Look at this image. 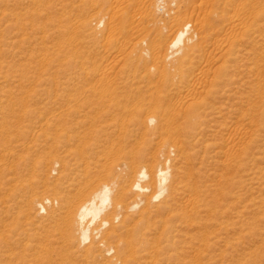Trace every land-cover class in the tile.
Returning <instances> with one entry per match:
<instances>
[{
    "label": "rangeland",
    "instance_id": "374dc122",
    "mask_svg": "<svg viewBox=\"0 0 264 264\" xmlns=\"http://www.w3.org/2000/svg\"><path fill=\"white\" fill-rule=\"evenodd\" d=\"M137 1L0 0V264H102L67 240L66 223L51 218L50 208L27 210L26 201L34 194L40 199L63 197L64 166L55 167L54 162L69 163L71 168L77 159L67 154L77 144L49 127L48 120L70 104L97 108L102 78L113 92L122 84L123 72L140 69V60L149 61L146 53L158 58L150 73L160 79L166 70L162 58L184 23L198 35L195 59H188L183 68L191 89H199L192 98L207 104L202 112L215 106L226 116L199 121L196 133L204 130V135L195 150L189 149V160L172 155L174 175L185 173L178 175L182 181L178 185L177 180L178 205L151 219L163 222L158 223L160 231L179 230L181 237L170 243L163 240L161 256L167 258L165 264H264V38L258 59L253 57L254 44L240 38L242 52L238 68L231 69L235 83L228 89L230 97L220 93L212 99L207 91L213 89L225 61L221 54L228 47L229 25L207 23L210 7L203 0H187L180 9L167 0L165 13H159L155 22ZM105 13L115 21L107 17L110 22L100 26ZM240 33L238 29L241 37ZM261 34L264 37V22ZM190 101L182 105L187 107ZM98 117L84 128L61 121L71 135L76 130L86 134L84 157L95 179L104 173L101 180H116L121 188L125 170L111 166L130 165L138 159V149L144 163L151 165L160 148L157 143H136L120 131L116 135L113 126L101 132L109 123ZM99 161L106 168H99ZM192 181L202 188L201 204H193L196 193L193 196L187 187ZM55 185L61 195L52 192ZM118 200L124 206L133 199L120 193ZM112 212L103 218L127 216L125 209Z\"/></svg>",
    "mask_w": 264,
    "mask_h": 264
},
{
    "label": "bare ground",
    "instance_id": "6f19581e",
    "mask_svg": "<svg viewBox=\"0 0 264 264\" xmlns=\"http://www.w3.org/2000/svg\"><path fill=\"white\" fill-rule=\"evenodd\" d=\"M203 1L207 7H210L207 23L213 22L212 20L226 23L231 30L225 34V43H228V47L221 54L225 61L219 67L213 82V89L211 87L207 91V96L215 99L217 94L222 93L223 98H229L228 89L235 83L231 69L238 68L240 63L242 52L240 38H247L249 43L254 44L253 57L259 58L260 44L264 38L261 34V26L264 22V0ZM141 2L145 5L146 16L155 22L158 18L157 15L165 11L167 0H141ZM169 2L175 7L180 6V9L184 3H187V0H169ZM116 13L118 11L113 15ZM108 16L106 13L103 14L98 24L103 25ZM114 18L116 19V17ZM112 19H110L111 22ZM173 19L178 22V18L174 17ZM190 28V24L184 23L169 43L166 54L162 58L163 64L166 66V70L161 75L163 79H159L155 73L151 75L150 70L157 64L158 58L146 53V55L144 54L145 59L149 61L142 62L140 60L138 65L141 66L140 69H136L134 72L132 70L128 73L123 72V82L119 87L113 89V92L110 93L111 86L108 80L102 78L104 83L98 93L97 108L73 103L74 105L70 104L66 110L55 113L51 121L48 120L49 127L70 141L69 143L77 144V148L69 147L67 150L68 156L77 159L71 168L69 163L54 162L55 167L64 166L60 176V180L67 184L65 192L63 191V197L40 199L38 195L34 194L26 201L27 210L41 212L47 210V207L50 208L51 218L57 219V221L60 219L66 223L65 225L68 227L67 240L77 249H82L86 256L93 255L102 264H165L167 258L161 256L162 241L166 240L170 243L171 239L180 240L181 232L179 230L160 231L159 224H163V222H153L151 219L154 214L171 211L174 206L178 205L176 198L177 192L180 191L178 185L182 184L179 176L184 172L179 168L181 171L179 176L174 175L171 167L172 155L178 154L177 156L180 158L184 156L187 161L189 149L195 150L201 142L200 136L204 135V130L199 134L196 133L200 128L199 121L204 122L211 115L222 118L226 116L222 109L215 106L208 107L202 112L207 104L205 105L201 99L192 98L195 92H199V89H191L192 87L187 81L186 69L185 71L183 69L188 59L191 61L195 59L192 53L197 46L198 35ZM238 29L243 31V35L240 33L241 37L236 34ZM256 66L258 64H255ZM186 99L191 101L187 107H184L182 102ZM209 109L212 111L208 112ZM214 110L215 112L212 113ZM99 115L102 116L101 119L109 123L108 126L100 128L101 132H107L113 126V133L116 135L120 131L125 133L127 139L135 140L136 143L141 140L145 142L144 145L157 143V147L160 148L159 153L153 155V162L151 161L153 164L151 165L144 163L145 157L138 149L140 152L135 154L139 157L137 160L132 159L130 165L123 163L111 166L118 170H125L122 173L124 175L121 188L116 180L113 182H106L103 178L101 180L100 177L104 173L95 179L96 175L84 157L86 155V151L83 149L86 145V137H84L86 134L82 132L80 135L76 130L73 132L75 135H71L67 129L63 128L61 121L65 120V125L75 124V126L84 128V123L90 119H98ZM90 131L91 129H89ZM97 164L99 168H106V165L101 166L103 165L101 161ZM191 170L193 171V169ZM67 171H70V174H65ZM189 172L191 173V171ZM189 172L187 174H190ZM70 175L74 177L70 178ZM177 180L179 181L178 185ZM196 181L198 182V180ZM187 187L191 193H196L195 199L192 197L193 204H201L202 198H204L201 186L193 182L188 183ZM59 188L58 185H55L52 192L61 195ZM120 193L128 194L133 199L128 204L126 203L125 207L118 200ZM194 193H192L193 196ZM188 204L190 205V203ZM111 209H113L112 211L117 210V212L125 209L127 216L123 217L125 214L117 213L112 220L107 216L103 218L105 213L112 212ZM112 213L114 214V212ZM182 237H184V233Z\"/></svg>",
    "mask_w": 264,
    "mask_h": 264
}]
</instances>
